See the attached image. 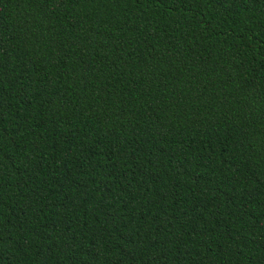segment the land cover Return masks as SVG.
Returning <instances> with one entry per match:
<instances>
[{
    "label": "trees",
    "instance_id": "1",
    "mask_svg": "<svg viewBox=\"0 0 264 264\" xmlns=\"http://www.w3.org/2000/svg\"><path fill=\"white\" fill-rule=\"evenodd\" d=\"M0 264H264V0H0Z\"/></svg>",
    "mask_w": 264,
    "mask_h": 264
}]
</instances>
